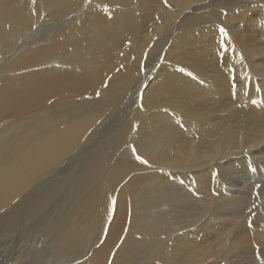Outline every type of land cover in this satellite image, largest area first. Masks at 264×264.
<instances>
[{
    "label": "bare ground",
    "instance_id": "1",
    "mask_svg": "<svg viewBox=\"0 0 264 264\" xmlns=\"http://www.w3.org/2000/svg\"><path fill=\"white\" fill-rule=\"evenodd\" d=\"M259 165L264 0H0V264H264Z\"/></svg>",
    "mask_w": 264,
    "mask_h": 264
},
{
    "label": "rangeland",
    "instance_id": "2",
    "mask_svg": "<svg viewBox=\"0 0 264 264\" xmlns=\"http://www.w3.org/2000/svg\"><path fill=\"white\" fill-rule=\"evenodd\" d=\"M253 156V157H252ZM258 158V159H257ZM259 159H260V155H257V154H253V155H251V157H250V155L246 158V160H247V164H248V173L250 172V171H252L253 170V168H254V171H255V166H256V163L259 161ZM252 162V163H251ZM254 164V165H253ZM262 169H260V173H264V167L262 166V165H259ZM251 167V168H250ZM250 170V171H249ZM221 171L223 172V174H224V176L225 177H227L226 176V171H223V170H217V172H215V176H217L218 178H221V179H223L224 180V176H222L223 174L221 173ZM253 171V172H254ZM218 174V175H217ZM236 176L237 175H234V176H231V177H229L228 179V182L231 184V185H233V186H236L235 184H238V181H237V178H236ZM239 176V175H238ZM253 178H254V180H255V182H254V180H253ZM264 180V178H261L260 180H259V178L258 177H256V175H253V177H250V183L248 184V186L250 185L251 186V184H252V187L250 188V192L252 191V192H254V193H256V195H261V194H264V182H262L263 180ZM236 182H235V181ZM257 182V183H256ZM255 183H256V185H257V187H256V185H255ZM260 183H261V185H260ZM263 183V184H262ZM260 186H259V185ZM36 187V186H35ZM35 187H33V188H35ZM40 187V186H39ZM261 189V190H260ZM262 192V193H261ZM28 195H31L34 199H36V196H37V192H36V189H30V192H29V194ZM23 197H25V196H27V195H22ZM23 199V198H22ZM22 199H20V200H22ZM3 210H5V209H2L0 212H2ZM1 220V219H0ZM0 229H2V233H0V234H3V233H5L6 232V229L3 227V226H1L0 227ZM5 229V230H4ZM12 240V239H11ZM10 246H12V247H14V245H10Z\"/></svg>",
    "mask_w": 264,
    "mask_h": 264
},
{
    "label": "snow or ice",
    "instance_id": "3",
    "mask_svg": "<svg viewBox=\"0 0 264 264\" xmlns=\"http://www.w3.org/2000/svg\"><path fill=\"white\" fill-rule=\"evenodd\" d=\"M34 2V0H33ZM220 33L222 34V37H228V32L226 31V29L224 27H220L219 29ZM221 46L222 47H226L225 42L223 39H221ZM242 58V57H241ZM181 71H184V69H181ZM229 72L231 73V70L229 69ZM189 75H191V73H189ZM230 79L232 80V88L235 89L237 87V78L235 75H230ZM247 79V78H246ZM239 86L241 88L246 87V83L245 81H240ZM138 160H141L142 163L147 164L148 162L146 160H143L141 157L137 156L136 157ZM115 206V201H113V207Z\"/></svg>",
    "mask_w": 264,
    "mask_h": 264
}]
</instances>
